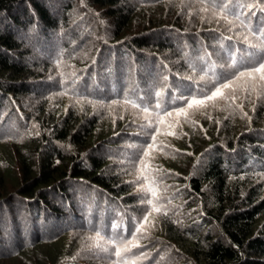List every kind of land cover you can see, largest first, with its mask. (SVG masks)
<instances>
[{"label": "trees", "instance_id": "obj_1", "mask_svg": "<svg viewBox=\"0 0 264 264\" xmlns=\"http://www.w3.org/2000/svg\"><path fill=\"white\" fill-rule=\"evenodd\" d=\"M203 6L0 0V264H264V81L234 79L264 59L245 37H264ZM242 19L264 28V11ZM226 81L202 107L170 105ZM158 90L187 116L152 141L144 114L111 101ZM149 212L139 247L91 246L96 231L133 239Z\"/></svg>", "mask_w": 264, "mask_h": 264}, {"label": "snow or ice", "instance_id": "obj_2", "mask_svg": "<svg viewBox=\"0 0 264 264\" xmlns=\"http://www.w3.org/2000/svg\"><path fill=\"white\" fill-rule=\"evenodd\" d=\"M201 4H203L202 11H213V16L217 18V20L222 19L227 25L231 27L235 26L237 21L240 22L241 26L248 28L249 32L253 36L259 33V37H264V28L253 30L251 27V21L249 20L248 23L244 22V19L249 16L252 17L256 16V10L264 11V6L261 5L259 0H254V2H245V0H199ZM231 17V19L229 18ZM245 42L248 43L251 47L264 52V40H261L258 44H251V41H248L247 37H245ZM249 58H251L252 53L247 54ZM59 63V61L57 62ZM235 56L232 57V66L236 65ZM256 74H259L257 77ZM240 77H250L253 81L255 79H260L264 81V59H261L256 66H253L246 71H240L234 77V79H239ZM165 79H167L165 77ZM191 79V78H189ZM201 80H208L212 82L213 77H208L207 75H201ZM231 81H226L220 84L215 85L214 90L211 92L210 95H206L203 99H197L195 96L193 97H170V105L174 104L177 100L183 101L184 104L187 105L188 108H199L205 104L206 100H212L213 98L220 96L223 97V93L221 92V88H230ZM63 94V93H62ZM155 98L154 104H149L148 99L140 94L138 91L125 93L120 101L113 100L111 101L112 104L121 103L125 107H131L132 109H136L138 113L144 114V119L148 121V127L152 128V141H155L156 134L159 133V125L164 124V117H171L173 116L174 112L176 114H183L187 116L184 107H176L174 110H168L164 107L163 104V97L165 95V90H158L152 94ZM88 103H93V101H88ZM105 107L106 105H101ZM151 109V111H150ZM153 117H155V123H153ZM175 135V133H170ZM152 144H148L146 146L145 151L141 153V157L147 156L148 151L147 149L152 148ZM142 162V160H138V163ZM140 179H148L147 176L144 175L143 172L140 173ZM143 192L151 193L152 199H149L147 203L152 206V210L159 212L160 209L156 207L155 203L153 202L157 198L156 189L151 185H145L144 187L139 189ZM151 213L149 212L146 214L140 222L139 226L135 229L133 233V239L131 240H120L117 241L113 238H106L100 231H96L94 236L88 237V240L91 241V246L96 248L104 249L105 246L111 245L114 247V254L117 257L122 256L124 253L129 252L132 247H139V244L135 242V233H139L145 230V224L148 222V215ZM132 264H135L133 261Z\"/></svg>", "mask_w": 264, "mask_h": 264}]
</instances>
